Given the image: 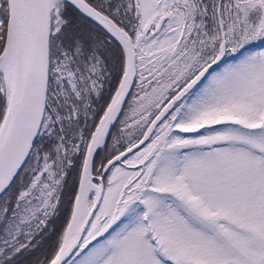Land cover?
Instances as JSON below:
<instances>
[{
  "label": "snow or ice",
  "instance_id": "obj_1",
  "mask_svg": "<svg viewBox=\"0 0 264 264\" xmlns=\"http://www.w3.org/2000/svg\"><path fill=\"white\" fill-rule=\"evenodd\" d=\"M50 230L37 264H264V0H0V264Z\"/></svg>",
  "mask_w": 264,
  "mask_h": 264
},
{
  "label": "trees",
  "instance_id": "obj_2",
  "mask_svg": "<svg viewBox=\"0 0 264 264\" xmlns=\"http://www.w3.org/2000/svg\"><path fill=\"white\" fill-rule=\"evenodd\" d=\"M90 25V22H86ZM55 228H59L60 221H54ZM56 238V234L53 231H49V233L46 235V238L40 246L36 247L34 250H32L29 254H26L24 258V264H37L39 259H42L43 256L46 254V251L48 250V247L50 244L54 243Z\"/></svg>",
  "mask_w": 264,
  "mask_h": 264
}]
</instances>
